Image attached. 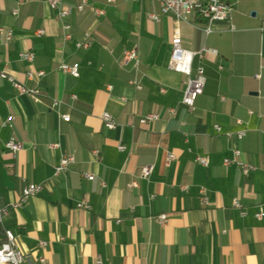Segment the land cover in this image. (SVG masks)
I'll return each mask as SVG.
<instances>
[{"label":"crops","instance_id":"obj_1","mask_svg":"<svg viewBox=\"0 0 264 264\" xmlns=\"http://www.w3.org/2000/svg\"><path fill=\"white\" fill-rule=\"evenodd\" d=\"M84 1L64 0L72 8L66 41L48 0H0V27L13 31L10 42H0V71L38 91L21 94L0 78V203H17L24 180L44 188L11 208L0 233L16 236L26 264L41 257L49 264H264V218H256L264 212V0H226L234 6L229 19L199 28L180 24L185 49L218 52L203 62L206 85L193 111L182 103L187 77L169 68L175 18L163 15L157 0H86L79 12ZM86 41L88 49L77 48ZM133 48L137 71L122 64ZM27 52L32 63L21 59ZM200 63L195 59L194 69ZM62 64H79V78L61 72ZM135 79L141 90L130 84ZM104 113L116 129L105 127ZM152 113L159 120L141 126L140 118ZM240 130L246 131L241 141ZM12 138L23 144L16 155L5 149ZM236 149L255 168L249 175L224 165ZM170 154L176 160L168 164ZM66 155L75 163L55 176ZM146 165L154 166L149 180L138 177ZM134 181L138 186L130 187ZM201 189L208 206L200 202ZM161 214L168 215L165 225L155 220Z\"/></svg>","mask_w":264,"mask_h":264},{"label":"built area","instance_id":"obj_2","mask_svg":"<svg viewBox=\"0 0 264 264\" xmlns=\"http://www.w3.org/2000/svg\"><path fill=\"white\" fill-rule=\"evenodd\" d=\"M109 4H115L116 0H107ZM137 1V0H133ZM160 3L162 14L172 15L175 18L176 27L174 28V34L172 38V49L169 60V68L175 72L183 74L187 77L185 81V93L183 96L182 103L185 105L189 111L194 110L195 102L198 97L202 96L204 93L205 85H206V77H205V65L204 60L207 55L217 56L218 52L212 48H203L199 51H191L187 50L182 45V36H181V28L180 24L185 23L190 26L198 27V24L205 22L206 24H211L215 21H223L227 20L231 17V14L234 10V6L228 3L226 0H157ZM49 6L52 10L58 12V17L63 23L64 30V40L69 41L72 39L71 35V25L67 22V19L71 16L72 8L64 3V0H48ZM87 1L85 0L82 4L78 5L76 9L79 12L85 11L87 7ZM91 11L96 16L104 15L102 10L91 8ZM19 10L15 9L13 11V16H18ZM153 20L158 21L159 16L151 15ZM262 30L264 31V23L262 26ZM207 34L212 32L210 26L205 29ZM38 35H43L44 31L39 30L37 32ZM90 35H87L88 38ZM13 38L12 30H5L0 27V42L5 40L6 43L10 42ZM78 49H88L90 43L86 42H78L76 44ZM21 59L25 60L29 63L34 61V55L30 52L22 53ZM195 59L200 60V64L194 69L193 64ZM139 51L137 48H133L127 50L122 59V64L128 65L132 64L133 68L137 71L139 66ZM221 68V67H220ZM80 66L79 64H74L72 66L67 64H62L59 67V70L65 74L72 76L73 78H79ZM39 78L44 77L45 73L40 71L36 74ZM27 76L30 79H33L34 73L28 72ZM0 78L3 80H7L10 82L21 94H31L37 95L38 91L36 89L27 88L23 84L19 83L14 77L8 75L5 71H0ZM132 86L137 88L138 90L142 89V86L137 82V80H132L130 82ZM125 101V99H124ZM58 102H55L57 105ZM169 115L171 117L176 116V110L170 109ZM62 119L65 122H70L71 118L69 115H63ZM102 120L104 125L109 130H114L117 127V123L114 117L109 113H104L102 116ZM159 120V115L156 113L148 114L139 120V124L141 126L150 125ZM216 129L220 131V127L216 126ZM246 135L245 130H240L236 133L238 140H242ZM231 136V134H229ZM51 149L58 147L57 144H51L49 146ZM5 149L9 151L11 154L16 155L23 150V144L15 139H10L5 144ZM118 149L122 152L127 150V147L123 144H120ZM93 155L96 160H99V152L93 151ZM241 156L240 150H234V159L230 160L226 158L224 160V165L229 166L232 163L236 164L241 168V171L244 175H249L252 171H254V167L242 163L239 158ZM176 160V156L170 154L168 156L167 163L170 164ZM197 162L201 165L207 167L208 160L204 157H198ZM75 163V157L71 155L63 156L60 160V163L55 167V176H59L62 173L68 171L69 167ZM154 166L146 165L141 168L140 174L138 177L143 180H149L151 175L153 174ZM89 181H94L95 176L89 173H85L83 175ZM24 187L21 193V197L19 201L12 205H3L0 203V226H4V221L10 213L11 208H19L24 204H27L29 200L38 196L43 191L42 185L28 184L24 180ZM137 183L134 181L130 187H137ZM184 190L187 189V186L183 187ZM200 202L203 206H208L210 201L208 194L205 189H201L200 192ZM154 197V196H153ZM233 206L238 209H242V204L238 199L233 200ZM80 209H84L87 211L91 210V207L88 203H80L77 206ZM244 214V213H243ZM256 218L258 220H262L264 218V212L261 210L256 214ZM156 222L161 225H165L168 221L167 214H161L155 217ZM39 246L43 249L47 246L46 242H40ZM29 261L28 256H26L20 249L16 236L9 231V241L7 243H3L0 245V264H26ZM37 264H49L44 257H41L37 260ZM97 264H103L101 260L97 261Z\"/></svg>","mask_w":264,"mask_h":264},{"label":"trees","instance_id":"obj_3","mask_svg":"<svg viewBox=\"0 0 264 264\" xmlns=\"http://www.w3.org/2000/svg\"><path fill=\"white\" fill-rule=\"evenodd\" d=\"M0 236H1V240H0V245L3 244V242H5L6 240V236H5V233H0Z\"/></svg>","mask_w":264,"mask_h":264},{"label":"bare ground","instance_id":"obj_4","mask_svg":"<svg viewBox=\"0 0 264 264\" xmlns=\"http://www.w3.org/2000/svg\"><path fill=\"white\" fill-rule=\"evenodd\" d=\"M4 233H5V236H6V239H5L6 241L3 242V243H7V241H9V230H5Z\"/></svg>","mask_w":264,"mask_h":264}]
</instances>
